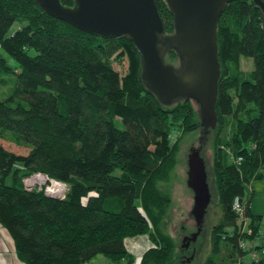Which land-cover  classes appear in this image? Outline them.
Returning <instances> with one entry per match:
<instances>
[{"label":"trees","instance_id":"obj_1","mask_svg":"<svg viewBox=\"0 0 264 264\" xmlns=\"http://www.w3.org/2000/svg\"><path fill=\"white\" fill-rule=\"evenodd\" d=\"M157 1L165 33L174 36L168 4ZM224 9L213 145L222 216L205 264H264L262 216L244 201L246 186L264 176L263 18L253 0ZM0 46V94L7 95H0V139L28 149L18 155L0 144V225L18 257L26 264H89L105 255L132 264L124 240L146 234L157 248L142 264H174L176 243L161 228L172 199L158 184L169 180L181 139L201 128L195 102L179 98L165 106L142 81L141 56L130 40L87 34L35 0H0ZM163 55L166 64L180 60L176 46L167 44ZM244 58L254 62L247 73ZM9 77L14 89L7 94ZM228 125L234 129L225 135ZM35 173L65 183L64 198L27 190L23 180ZM238 197L251 218L247 232L233 211Z\"/></svg>","mask_w":264,"mask_h":264},{"label":"water","instance_id":"obj_2","mask_svg":"<svg viewBox=\"0 0 264 264\" xmlns=\"http://www.w3.org/2000/svg\"><path fill=\"white\" fill-rule=\"evenodd\" d=\"M35 1L50 16L87 34L130 40L141 56L142 81L162 103L169 106L179 98L192 99L199 105L201 126L215 130L221 77L217 26L224 8L234 0H166L175 22L174 36H166L157 0H74V7H65L61 0ZM253 1L261 11L264 29V1ZM167 44L178 47L184 65L178 72L165 63ZM190 151L186 184L194 195L192 216L197 230L186 236L184 248L197 242L212 200L201 150L192 147Z\"/></svg>","mask_w":264,"mask_h":264},{"label":"rangeland","instance_id":"obj_3","mask_svg":"<svg viewBox=\"0 0 264 264\" xmlns=\"http://www.w3.org/2000/svg\"><path fill=\"white\" fill-rule=\"evenodd\" d=\"M18 27V23L14 24L13 30ZM8 62L12 67H15V65H17L16 61L14 62V60L10 57H8ZM241 62L242 71L247 73L254 69V62L251 59L248 60L244 58ZM183 67L184 65L180 60L175 61L174 68L177 72L182 70ZM125 69L126 67L124 64L123 71H125ZM10 79H13L12 86L10 83V85L3 89V92H6L7 94H10L14 89V78ZM0 95L3 99L7 97V95H2V93ZM195 108L200 112V108L197 103H195ZM116 124L119 128L123 129V124L118 121ZM208 129L209 130H206L203 128V126H201L198 132H192L191 134L181 139L176 162L177 164L172 170L169 180L161 181L158 184L161 191H163L164 194L171 196L172 199V202L169 206L170 208L165 217L167 223L165 224V226H163V228L167 231V233L170 234V236L174 237V239H177L178 244L181 247L182 253L185 256H191L194 253H197L195 259L190 264L206 263V261L208 260L207 258L212 251V230L214 226L220 221V218L222 216V209L221 206L218 204V194L216 192V187L213 178V145L215 131L210 128ZM233 129L234 128L231 127V125L226 126L224 134H229L233 131ZM0 144H2L5 149L10 150L18 155H26L28 152V149L19 145L17 146L10 141L0 139ZM192 147L200 148L202 157L205 159L208 172V183L210 186V192L212 194V200L206 212L203 231L199 235L197 242L192 243L190 247H186L185 249H183L186 238L185 236L192 235L197 230L195 219L192 216V210L194 207V195L193 192L189 189L188 184H186L188 179V157ZM47 185L48 183L43 184V187ZM245 193L246 195L244 201L248 202L250 200V207L252 209L253 214L262 216L260 224L261 234H263L264 236V176L259 179H253L252 182L248 184V186H246ZM250 222L251 218H249L248 220V223ZM0 227L3 228L2 225H0ZM1 230H4V228Z\"/></svg>","mask_w":264,"mask_h":264},{"label":"crops","instance_id":"obj_4","mask_svg":"<svg viewBox=\"0 0 264 264\" xmlns=\"http://www.w3.org/2000/svg\"><path fill=\"white\" fill-rule=\"evenodd\" d=\"M2 145V144H1ZM250 211L252 212V209L250 207ZM256 215V214H255ZM249 220V219H248ZM167 221L162 224L161 228L163 231L167 233V231L163 228ZM248 224V221H247ZM3 228L0 227V264H26L21 260L20 257H18L16 246H14L13 239L7 231L1 230ZM169 234V233H168ZM172 237V236H171ZM174 239V237H172ZM259 237H257L252 243L254 246H257L260 244V240H258ZM125 247L127 252L130 253L131 257L134 259L132 264H142L143 256L151 249H155L156 244L154 241H152L149 237V235L142 234V236H135L131 238H126L125 240ZM176 246H177V252L175 256V263L174 264H190L196 257L197 253H194V257L191 258V256H185L182 253L181 247L178 244L177 239H174ZM256 252V251H254ZM258 254V253H257ZM249 259H252L251 254L248 256ZM129 258L121 259L119 262H113L105 255H99L98 257L94 258L89 264H130Z\"/></svg>","mask_w":264,"mask_h":264},{"label":"built area","instance_id":"obj_5","mask_svg":"<svg viewBox=\"0 0 264 264\" xmlns=\"http://www.w3.org/2000/svg\"><path fill=\"white\" fill-rule=\"evenodd\" d=\"M1 48V46H0ZM240 161H242V159H239ZM42 179H44V181H42ZM24 184H25V188L29 191L36 189L38 191H44L46 193V195H48L49 197H55V198H59L62 199L64 198V196L67 193L66 190V184L64 183H59L56 180H51L49 179L46 175L44 174H40V173H35L32 174L31 176L25 178L24 180ZM47 186L43 187V184H47ZM38 188V189H37ZM233 211L235 212V214L238 216V220L241 223L242 227L241 230L242 232H247L248 229V218L246 215V204L243 203L240 199V197L236 198L233 202ZM251 232V231H250ZM245 244L244 242L240 241V247H244ZM252 257L258 261L259 257L257 253H253Z\"/></svg>","mask_w":264,"mask_h":264},{"label":"flooded vegetation","instance_id":"obj_6","mask_svg":"<svg viewBox=\"0 0 264 264\" xmlns=\"http://www.w3.org/2000/svg\"><path fill=\"white\" fill-rule=\"evenodd\" d=\"M166 36H167V34H166ZM165 38H166V37H165ZM162 40H164V38H162ZM163 42H164V41H163ZM188 236H190V235H188ZM185 237H186V236H185ZM184 246H186L185 243H184ZM184 246H183V249H185ZM190 246H191V245H190Z\"/></svg>","mask_w":264,"mask_h":264},{"label":"bare ground","instance_id":"obj_7","mask_svg":"<svg viewBox=\"0 0 264 264\" xmlns=\"http://www.w3.org/2000/svg\"><path fill=\"white\" fill-rule=\"evenodd\" d=\"M42 181H44V179H42Z\"/></svg>","mask_w":264,"mask_h":264}]
</instances>
